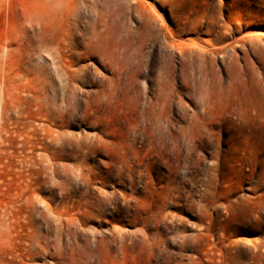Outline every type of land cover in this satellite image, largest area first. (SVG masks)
Instances as JSON below:
<instances>
[{"label":"rangeland","instance_id":"374dc122","mask_svg":"<svg viewBox=\"0 0 264 264\" xmlns=\"http://www.w3.org/2000/svg\"><path fill=\"white\" fill-rule=\"evenodd\" d=\"M0 264H264V0H0Z\"/></svg>","mask_w":264,"mask_h":264},{"label":"bare ground","instance_id":"6f19581e","mask_svg":"<svg viewBox=\"0 0 264 264\" xmlns=\"http://www.w3.org/2000/svg\"><path fill=\"white\" fill-rule=\"evenodd\" d=\"M81 1V0H80ZM99 0H93V3L94 2H97ZM135 3V1H134ZM95 5V4H94ZM116 5V4H115ZM130 6V5H129ZM116 11L120 8V5L117 4L116 5ZM124 9V8H123ZM122 10V9H121ZM123 11V10H122ZM135 11L134 8H132V12ZM109 20H112L113 22L115 21V18H114V15L111 14V13H108L106 15H103V17L101 19H96L94 21L95 24H99L100 22H103V23H107L109 22ZM241 47V44L240 43H237L236 44V48H239ZM178 124V118L175 116L174 117V122H173V126H177ZM76 171L74 172V176L78 178V183H83V171H82V168H79V166H77L76 168ZM80 186V185H79ZM115 201V200H114ZM113 203V202H112ZM106 205V204H105ZM101 210L98 209V212H100ZM74 225L75 226V220L74 219H68V221H66V224H65V229L63 230V235L66 236V238H64L63 236V239L60 240L59 244L56 243L53 245L54 246V251L53 252H49V254L52 256V257H55L56 260H60L61 261H64V258H65V255L67 254V251L68 249H72L78 242V240L76 238H72V230H71V226ZM113 229V228H112ZM112 232V231H111ZM116 233V232H115ZM126 233V232H124ZM62 235V233H61ZM125 236H121V242L122 243H125ZM89 241L87 240V238L84 240V244L86 246H89L90 244L88 243ZM96 242V241H95ZM120 242V243H121ZM94 243V242H92ZM52 244V243H51Z\"/></svg>","mask_w":264,"mask_h":264}]
</instances>
